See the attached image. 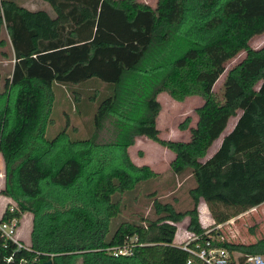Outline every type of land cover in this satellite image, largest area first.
<instances>
[{
    "label": "trees",
    "instance_id": "16d2710c",
    "mask_svg": "<svg viewBox=\"0 0 264 264\" xmlns=\"http://www.w3.org/2000/svg\"><path fill=\"white\" fill-rule=\"evenodd\" d=\"M38 1L50 13L0 0V48L12 59L0 91L1 194L11 201L2 222L32 218L28 250L0 233V264H204L173 244L185 219L196 237L190 250H223L226 264L264 256V236L227 242L201 227L197 211L201 201L214 228L264 203V42L248 47L264 33V0H156L153 9L137 0ZM241 52L216 96L225 63ZM161 93L201 99L186 141L158 138ZM53 114L65 126L48 138ZM108 116L114 139L97 146ZM74 118H87L84 132L72 129ZM137 137L173 154L172 201L154 188L158 174L129 161ZM188 179V205L178 210L175 184ZM139 198L146 215L119 219L124 202ZM125 246L129 256H112Z\"/></svg>",
    "mask_w": 264,
    "mask_h": 264
},
{
    "label": "rangeland",
    "instance_id": "374dc122",
    "mask_svg": "<svg viewBox=\"0 0 264 264\" xmlns=\"http://www.w3.org/2000/svg\"><path fill=\"white\" fill-rule=\"evenodd\" d=\"M19 4H25V6L29 8L31 7L28 3L33 1L37 2V0H15ZM142 4L149 6L150 8H154L156 0H137ZM264 42V33L260 36H255L251 38L248 42V47L250 49H258ZM7 48H0V91L4 85V78L7 74L10 73L12 67V59L9 55L6 56L3 54L7 52ZM244 58V53L241 52L235 58L228 61L224 65V73L219 77L216 81L215 85L213 86V93L216 96L220 95V86L221 82L224 78L225 72L236 65ZM156 100L160 106V110L158 116L156 118V128L159 131L158 138L160 140H170V141H186L188 139V131L187 129L193 127L196 122V115L194 110L201 105L202 101L198 97H189L184 99L183 102H176L168 97L166 94L161 93L157 95ZM52 123L47 127L46 136L48 138H52L58 133L62 128L65 126V118L59 114H53L51 116ZM114 117L108 116V118L103 122L100 131L97 134V137L94 143L97 146H107L112 143L114 139ZM234 123V118L230 119L227 123V127L225 133H227ZM88 120L81 118L75 119L70 122L72 129L77 130V133L84 132L86 126H88ZM180 126H184L185 129L181 130ZM76 128V129H75ZM71 132V131H70ZM74 133V132H73ZM85 134V133H84ZM221 138V137H220ZM220 138L214 143V145L209 149L208 155H210L215 148L218 146ZM126 154L129 161L134 164L135 166H142L146 165L149 169H151L154 173L159 175V179L157 184L154 185V188L159 192L162 197V200L165 201H172V188H168L166 183L170 178V173L168 171V164L173 158V154L161 147L158 143L147 140L142 137L134 138L133 145L126 149ZM0 164H1V155H0ZM2 165H0V174L3 175V178L0 179V190L4 188V171H2ZM1 178V175H0ZM179 186V187H178ZM192 186L191 180L180 185V181L176 182L175 189H178V193H175L176 196V203L178 204V210L186 209L188 205V200L186 202V198L184 195V190L188 187ZM178 187V188H177ZM3 196L2 194H0ZM126 201V198H123ZM125 207L121 212L119 219H128L129 217L133 216L136 212H142L146 215L147 210L143 208L145 204V200L137 199L133 201V203L124 202ZM1 208V207H0ZM2 209V208H1ZM201 216V215H200ZM257 218L263 217L262 221H259L256 225H260L258 227L260 236H264V206L261 207L260 210L256 212ZM187 219L183 220L181 223L176 225V242L182 243L188 240L189 235L185 234V225ZM250 222H247L245 227L243 228H250ZM32 228V218L30 215H23L19 225H18V234L17 239L21 240L22 243L28 247L29 245V238L30 232ZM207 229V228H206ZM240 226H236V230L238 231ZM209 230L214 231L215 229L210 226ZM227 231V232H226ZM224 232V233H223ZM223 233V234H222ZM230 233V234H229ZM239 233V232H238ZM243 233H245L243 231ZM242 233V234H243ZM220 236L224 238V240H231L234 241L232 236V232L228 231L227 225L223 226L221 232H219ZM234 234V231H233ZM244 235V234H243ZM177 243V244H178ZM76 264H81V260L78 259Z\"/></svg>",
    "mask_w": 264,
    "mask_h": 264
},
{
    "label": "crops",
    "instance_id": "0c3cea01",
    "mask_svg": "<svg viewBox=\"0 0 264 264\" xmlns=\"http://www.w3.org/2000/svg\"><path fill=\"white\" fill-rule=\"evenodd\" d=\"M28 4L31 7L33 6L34 8L31 9V8L25 6V4H22V3L20 5L22 7H24V8L29 9V10H37L39 8H42L45 11H47V12L50 13L49 8H47V6H45V4L42 3L41 1H38V2L31 1ZM1 164H3L2 158H1ZM2 171H4L3 165H2ZM0 175H1V178L0 179H2L3 178V175L2 174H0ZM2 190H3V188L0 190V194H1V191ZM10 202H11L10 199L6 198L5 196H1L0 195V207L2 208V209L0 208V217L1 218H2V215L4 214V212H5L8 204ZM262 206H264V203L260 204L259 206L255 207V208L249 209L248 211H246V212H244V213H242V214H240V215H238V216L230 219L229 221H227L226 223H224L222 225H218V226L214 227V229H215L214 231H216V233H219V232H221V229L223 228V226L227 225L228 231L232 232L233 239H235L234 241L227 240V242L240 243V244H252V243L256 242L258 239H260L261 237H263V236H260V233H259V230H258V227L260 225H258V227L256 225L259 221H262L263 220V217L257 218V216H256L257 210H260ZM197 211H198V220H199V223H200L201 227L202 228H208V227H210L213 222H212V220H211V218H210V216L208 214V211L206 209V206L201 201L198 204ZM247 222H250V224H251L250 228H243V227H245V225H246ZM236 226H240V229L238 231L236 230ZM233 231H234V234H233ZM243 231L245 233H243ZM17 232H18V227H17ZM185 234L190 235L186 231H185ZM16 235L18 237V234H16ZM176 235H174L173 244L176 245V246H178L179 243L176 242ZM19 241L22 242L21 240H19ZM29 242H30V238H29ZM262 257L264 259V256H262Z\"/></svg>",
    "mask_w": 264,
    "mask_h": 264
},
{
    "label": "built area",
    "instance_id": "2783aa9c",
    "mask_svg": "<svg viewBox=\"0 0 264 264\" xmlns=\"http://www.w3.org/2000/svg\"><path fill=\"white\" fill-rule=\"evenodd\" d=\"M9 212H13V208H9ZM17 221L16 219H12L9 222H2V218L0 217V233L5 237L6 240L11 241L13 244L17 246L18 249L28 250L27 246L22 244L17 239ZM196 240V237L189 235L187 241L179 243L178 246L186 252H188L192 257L197 258L204 264H226L227 261V253L223 250H206L204 248H198L197 250L188 249V244L192 241ZM207 245V244H206ZM197 248V246H195ZM113 257L118 256H129V249L127 246L122 248H115L111 250ZM11 259H8L7 262H10ZM189 264V261L186 262ZM244 264H264V259L260 255H253L247 257Z\"/></svg>",
    "mask_w": 264,
    "mask_h": 264
}]
</instances>
